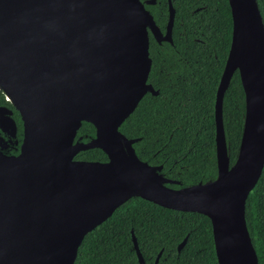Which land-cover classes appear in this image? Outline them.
<instances>
[{
  "label": "water",
  "instance_id": "95a60500",
  "mask_svg": "<svg viewBox=\"0 0 264 264\" xmlns=\"http://www.w3.org/2000/svg\"><path fill=\"white\" fill-rule=\"evenodd\" d=\"M141 0H0V264H76L95 228L133 198L210 219L218 264H259L246 202L264 169V20L257 0H229L233 37L216 103L214 181L174 189L120 127L147 92ZM240 74L246 112L230 163L222 97ZM84 124L94 136L77 137ZM22 135V139H18ZM20 144L18 151L12 143ZM101 150L107 162L76 156ZM187 238L179 246H185ZM139 264H145L133 235Z\"/></svg>",
  "mask_w": 264,
  "mask_h": 264
},
{
  "label": "trees",
  "instance_id": "16d2710c",
  "mask_svg": "<svg viewBox=\"0 0 264 264\" xmlns=\"http://www.w3.org/2000/svg\"><path fill=\"white\" fill-rule=\"evenodd\" d=\"M193 1L209 7L218 2L217 10L223 18L230 19L228 0H176L178 10L188 12L190 9L186 10L185 5ZM257 1L264 17V0ZM147 8L153 12V8ZM224 42L228 46L229 36L224 37ZM227 46L217 51V57L222 62L226 58V51L229 48ZM201 77L202 74L199 72L194 78L192 92L187 99L188 104L191 102L192 104L184 106L181 94H175L172 105L165 111L159 108L163 101L162 97L148 96L121 126L120 131L128 138H142V141L136 145L137 156L142 160L155 154L158 148L167 145V139L172 135L175 141L179 140V143L168 148V155L174 154L175 149L178 148L175 156L181 164L186 165L196 159L195 162L198 164L203 158L208 163L211 158L212 170L206 174L208 178L210 176V179H214L216 175L213 124L215 89L207 88L205 83L200 82ZM216 77L219 78V74ZM242 98L243 106L238 110L239 103L231 95L226 110L227 119H240L238 128L235 127L234 119L232 121L234 124H225L232 163L237 158L243 132L244 94ZM2 105L10 104L0 91V106ZM15 118L20 126L21 121L17 112ZM167 118H172L173 122ZM19 129L22 131L21 127ZM94 133L95 129L92 125L84 124L79 135H82L84 141H88ZM80 157L100 160L105 159V154L96 149L80 154ZM202 169L198 172L199 178L202 177L205 166ZM246 220L259 264H264V169L247 199ZM132 230L147 262H153L158 253L164 249L163 257L167 259L166 264H217L212 227L208 218L200 214L164 209L140 198L122 206L112 217L86 236L79 249L76 264H138L131 238ZM189 232L191 234L188 244L177 260L176 246ZM160 264L163 262L161 261Z\"/></svg>",
  "mask_w": 264,
  "mask_h": 264
},
{
  "label": "flooded vegetation",
  "instance_id": "af4514ba",
  "mask_svg": "<svg viewBox=\"0 0 264 264\" xmlns=\"http://www.w3.org/2000/svg\"><path fill=\"white\" fill-rule=\"evenodd\" d=\"M141 1L143 3L149 2V4L145 5V8L153 15V19L156 25L155 26L156 33H154L153 30L148 29L151 69L148 75L147 85L150 86L151 91L146 93V95L143 97V99L141 100L135 111L130 115V117L136 112V110L143 102V100L148 96H151L153 98L162 97L163 101L161 102L159 108L165 111H167V109L172 105V100L175 97V94L176 95L179 93L181 94V96L183 97L184 106L192 104V102L188 104L187 99L190 97L189 95L192 92V85L194 83V78L196 74L200 72L202 74V77L200 78V82L205 83V86L207 88L215 89V99L213 104V124L215 128V137H216L215 113H216L217 96L233 37V17H232V11L229 4V0H228V4L230 7L229 20H227V18H223L222 14L217 10L218 2L214 3L212 6L209 7L200 2L196 3V1H193L192 3H188L185 5L186 10L190 9L188 12H180L178 10L176 0H141ZM147 7L153 8V12L150 11ZM192 7L194 9H192ZM228 36H229V44L227 46V44L224 42V37H228ZM225 46L229 48L228 51H226V58L224 62H222V60H220L217 57V51L223 50V47ZM218 74H219V78L216 77V75ZM242 94H244V104H245L244 88L241 84L240 74L238 71H236L231 79V83L229 87L226 89L222 97L223 98L222 112H223L224 125L234 124L232 122L234 119L236 120L235 127L238 128L240 126L239 118L237 119L226 118V110L228 107V99H231V95L237 99L239 103L238 106V110H239L243 106ZM7 107L13 109L11 104L9 106L7 105ZM15 112L17 111L14 110L13 118L17 122L18 127L22 128V123L19 126V123L15 118ZM245 112H246V104H245ZM128 119H126V121ZM169 119H171V121L173 122L172 118H167V120ZM19 120H20V116H19ZM242 126L244 127L243 122H242ZM81 128L78 131V136H77L78 138L82 137V135H79ZM18 139H22V135H20ZM128 139L137 140L136 143L133 144V148L135 149L136 152V145L142 141V138H128ZM178 143L179 140L178 142L175 141L172 135H170V137L167 139V145H163L162 147L158 148L155 154L149 156V158L145 160L144 159L142 160L140 158L139 159L143 162L148 163V165L151 167L161 168V171H158V173L162 175L165 179L174 182L175 184H172L171 186L174 189L188 188L199 184H205L207 182L214 181L218 174V164H217L216 154H215L216 175L214 179H210V176L209 178L207 177L206 172L208 171L210 172L212 170V167L210 165L211 158L208 160V163H206L205 158H203L201 162H198V164L195 162L197 160L196 159L193 161V163L186 165V164H181V161H179L177 159V156H175L177 155L178 148L175 149L174 154L168 155L169 153L168 148H170V146L172 145H177ZM12 145L13 147H11V150L13 151L19 150L20 144L17 145L15 142H13ZM92 150H96V149H92ZM92 150H87L85 152L79 153L76 156L75 160L84 161V162L108 161V157L106 155H105V159H100V160H88L85 157L84 158L80 157V154H84ZM230 163L231 165L233 164L231 161V154H230ZM203 166H205V169L203 171L202 177L199 178L198 172L203 170L202 169ZM133 199H138V198H133ZM133 199H131L130 201H132ZM192 214H198V213H192ZM208 220L210 221L209 218ZM190 234L191 233L189 232L185 236V238L180 243L177 244L176 246L177 260L179 259V255L181 254V252L188 244ZM133 235L135 236L134 230L131 231L132 242H133ZM186 238H187V242L185 246L179 251V246ZM133 248H134V243H133ZM214 250H215V246H214ZM134 251L137 257L136 250L134 249ZM163 254H164V249H162L158 253V255L156 256L153 262L150 261L147 262V260L143 257L141 253L145 264H160L161 261L163 262V264H166L167 259L163 257ZM216 261H217V256H216Z\"/></svg>",
  "mask_w": 264,
  "mask_h": 264
}]
</instances>
